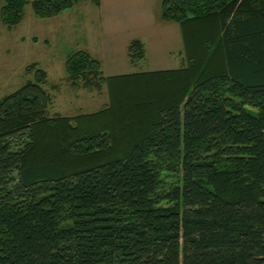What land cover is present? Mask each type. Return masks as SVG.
<instances>
[{
    "label": "trees",
    "instance_id": "obj_1",
    "mask_svg": "<svg viewBox=\"0 0 264 264\" xmlns=\"http://www.w3.org/2000/svg\"><path fill=\"white\" fill-rule=\"evenodd\" d=\"M27 4L4 0L9 29ZM75 4L32 8L54 18ZM160 20L181 26L189 65L126 75L178 89L134 99V123L113 113L109 135L93 130L105 108L47 117L37 63L0 100V264H264V0H162ZM128 55L144 60L143 43ZM66 72L75 89L110 80L86 51Z\"/></svg>",
    "mask_w": 264,
    "mask_h": 264
},
{
    "label": "rangeland",
    "instance_id": "obj_2",
    "mask_svg": "<svg viewBox=\"0 0 264 264\" xmlns=\"http://www.w3.org/2000/svg\"><path fill=\"white\" fill-rule=\"evenodd\" d=\"M3 2L0 0V100L33 79L34 71L27 72L37 63L48 74L45 88L52 103L47 117L94 115L105 108L110 110L103 114L107 123H98L93 130L110 135L117 121L113 113L119 118L130 112L126 122L134 123L132 118L138 116L131 113L134 99L140 97L138 101L144 102L147 95H162L164 89L174 94L178 91L172 89L171 75L153 74L147 77L153 79L147 86L145 76L126 77L181 69L188 64L179 25L160 20L162 0H103L102 10L90 0H76L75 6L58 18H38L29 0L23 21L13 29L2 21ZM61 23L69 26L62 27ZM133 39L145 47V59L135 65L127 56V46ZM85 41L89 52L101 62L103 75L110 77L103 90L75 89L66 72L68 57L82 49ZM77 125L79 130L94 127Z\"/></svg>",
    "mask_w": 264,
    "mask_h": 264
},
{
    "label": "crops",
    "instance_id": "obj_3",
    "mask_svg": "<svg viewBox=\"0 0 264 264\" xmlns=\"http://www.w3.org/2000/svg\"><path fill=\"white\" fill-rule=\"evenodd\" d=\"M28 1V3H29V0H27ZM33 1H35V0H32V3H33ZM91 1V0H90ZM92 2V1H91ZM31 3V4H32ZM93 4V3H92ZM94 5V4H93ZM75 6V5H74ZM95 6V5H94ZM103 6V0H101V6L100 7H97L99 10H102L101 9V7ZM96 7V6H95ZM72 9V8H71ZM70 10V9H69ZM68 11V10H67ZM67 11H65L64 13H62V14H60L59 16H62L63 14H67L66 12ZM59 16H57L56 18H58ZM63 20V19H62ZM178 24V23H177ZM80 24H78V26H79ZM179 25V24H178ZM60 26H69V25H66V24H63V23H61L60 24ZM83 26V25H82ZM68 29H70V27L68 28ZM85 29V28H84ZM179 29H180V31H181V35H182V29H181V26L179 25ZM134 40H137V39H133V40H131L130 41V43L128 44V46H127V56H128V58H129V55H128V47H129V45L131 44V42L132 41H134ZM96 41H97V39H96ZM85 44H86V41H85V43H83V44H81V45H83V48L82 49H80V50H78V51H86V52H89L90 51V49L89 48H87L86 46H85ZM92 56L94 55V54H92L91 52H89ZM94 58H96L95 56H93ZM97 59V58H96ZM130 59V58H129ZM131 62V61H130ZM131 65H134V64H132V63H130ZM111 77H114V76H111ZM7 86H9L8 85V83H7ZM20 88V87H19ZM18 88V89H19ZM18 89H16V90H18ZM46 89H48V88H46ZM78 89H87V88H84V87H80V88H78ZM15 89H12V90H10V93L9 94H11V93H13V92H15L16 91ZM8 94V95H9ZM6 97V96H5Z\"/></svg>",
    "mask_w": 264,
    "mask_h": 264
}]
</instances>
